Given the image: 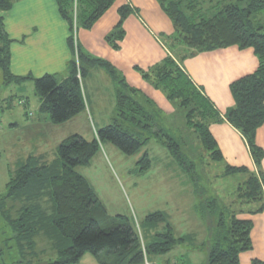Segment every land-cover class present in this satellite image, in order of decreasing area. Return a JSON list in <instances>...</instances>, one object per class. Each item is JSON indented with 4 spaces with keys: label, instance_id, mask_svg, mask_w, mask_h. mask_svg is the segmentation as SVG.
I'll return each mask as SVG.
<instances>
[{
    "label": "trees",
    "instance_id": "trees-1",
    "mask_svg": "<svg viewBox=\"0 0 264 264\" xmlns=\"http://www.w3.org/2000/svg\"><path fill=\"white\" fill-rule=\"evenodd\" d=\"M16 1L18 0H0V13L10 10ZM55 1L61 18L67 22L72 33L68 38V45L75 57L68 62V78L62 83H58L52 75L34 80L36 94L41 100L39 112L49 114L53 124H62L85 112L86 103L80 79L87 75V68H103L118 85L117 112L132 131L123 130L115 122L97 132L98 140L109 141L126 155L135 154L149 141L148 138L140 141L136 137L141 131L150 132V135L153 131L156 138H159L162 131L154 129V123H141L138 116L142 115L147 120L151 118L145 115L146 112L135 103L132 96L124 94V83L118 80L114 67L106 61L82 54L74 38L79 27L91 29L116 0ZM156 1L173 25L174 38L169 41L173 48H179L176 50L179 58L185 60L199 53L237 47L240 50L251 49L258 61L254 73L229 85L233 106L226 110L222 118L178 65V60L168 48L177 61L167 55L153 67L152 72L153 85L156 88L162 87L168 99L178 100L180 106L187 109L186 125L193 128L211 160L223 162L220 150L209 132L210 125L225 122L245 141L257 174L245 167L225 165L221 178H238L240 182L234 191L223 197L219 196V201L213 197L202 200L203 190L198 186L196 167L183 155V171L194 181L193 193L199 199L201 219L209 235L205 264H240V254L251 251L253 245L250 237L251 221L239 219L238 216H254L264 210V180L261 172L264 149L255 141L257 130L264 124V22H261L264 0ZM128 13V7L118 10L120 21L116 28H120ZM119 38H123L122 31L119 32ZM0 40L3 42L0 47L2 85L9 86L13 82L20 83L28 79L10 74L8 41L3 32L1 15ZM114 48H117V43L113 44ZM78 75L80 79L77 78ZM133 92L135 91L131 90ZM12 100V97L0 98V112L4 106L11 108ZM125 107L127 111H124ZM98 148L96 139L88 143L80 137H70L58 146L62 174L53 175L52 171L57 167L55 163L36 165L30 158L14 170L6 185L9 197L24 206L25 201L30 200L28 203H31L32 198L39 195L43 197L46 193L51 205L49 210L52 212L45 216L46 210L37 202L28 208H25L27 205L19 207L21 216L16 218L18 225L15 227L14 221L11 223L17 233V240L23 236L25 240H29L43 226L52 228L56 240L61 244V248L57 246L51 249L58 258L52 264H75L86 254L93 256L99 264H143L145 260L149 261V253L154 256L169 253L176 241L170 230L161 238L158 237V241L150 243L149 247L144 243L143 250L138 244V234L128 224L109 229L102 226L99 218L101 215L98 213L103 209L101 204L87 181L74 173V168L90 164ZM139 163L141 169L149 168L147 153L143 154ZM42 217L47 220H42ZM157 218L162 220L163 217L160 213H155L148 220ZM28 240L26 243H30ZM103 254L114 258L102 261L100 257ZM251 264L264 262L254 259Z\"/></svg>",
    "mask_w": 264,
    "mask_h": 264
},
{
    "label": "rangeland",
    "instance_id": "rangeland-1",
    "mask_svg": "<svg viewBox=\"0 0 264 264\" xmlns=\"http://www.w3.org/2000/svg\"><path fill=\"white\" fill-rule=\"evenodd\" d=\"M234 1L236 0H231V2ZM149 5L152 14L134 5L135 8H130V13L127 14L120 28L115 26L109 29L104 38L112 50L113 44H120L119 32H123L125 61L123 68L118 66L115 69L114 67L115 73L118 80L123 79L124 94L132 96L135 103L146 112H144L145 115L151 118L147 120L142 115L138 116L141 123L149 125L154 123V129L162 131L159 138L154 137L153 131L151 135L150 132L141 131L136 137L140 141L145 138L149 141L133 155H126L109 141L98 140L97 132L115 122L123 130L132 131L120 118L117 109L111 115L113 108L111 90L107 92L105 89L99 88L98 90L97 94L101 98L105 97L103 98L104 105L101 103L99 107L102 110L101 115L96 116L92 113V119L88 115L87 123L82 118H75L67 124L54 126L48 121L44 122L43 113L39 114L35 108L28 109L20 104L22 96L24 99L28 98V101H33L35 97L31 91L24 89V93L20 94L12 88L13 86H3L0 72V98H13L12 107L4 106L0 112V264H52L58 260L51 249L57 246L61 248V244L56 240L52 228L43 226L34 233V237L29 240L27 238L30 243H26L24 236L17 240V233L13 230L14 225H11L12 221L15 227L18 225L16 220L21 214L19 207L27 205L25 208H28L29 205H35V202L46 210L45 216H49L52 212L51 209L49 210L51 205L48 195L44 193L43 197L42 195L36 196L32 198L31 203H28L30 200L25 201L26 205L23 206L18 200L14 202L13 198L9 197L6 185L14 170L25 164L28 158L36 162V165L55 163L57 167L52 171L53 175L62 174L61 161L57 152L58 146L64 139L75 136L88 143L94 139L98 142V151L90 164L86 167L74 168V173L87 181L101 204L103 209L98 213L101 215L99 218L103 227L109 229L128 224L138 234V244L144 250V243L146 247H149L150 240L156 242L158 237L161 238L167 234L165 229L162 232L164 224L167 223L173 229L172 234H174L171 235L175 237L174 246L177 248L173 246L169 252L171 255H159L156 258L149 253L148 263L145 260L143 264H153L152 260L156 261V264H205L209 235L202 222L199 199L193 193L194 181L183 171V155L196 167L198 186L203 190L202 200L213 197L219 201V196L223 197L228 192L234 191L240 180L221 178L226 164L224 161L221 163L211 160L209 153L203 150L193 128L186 125L187 109L181 107L178 100L168 99L162 87L156 88L153 85V67L158 63L154 64L151 59L148 60L142 56L137 59L138 54L133 51L131 45L136 37L133 30L134 25L131 26V19L132 16L138 17V15L152 35L171 50L178 61L172 54H169L170 57L177 61L182 69L187 70L185 62L190 59L183 60L178 57L176 50L179 48H173L169 41L174 38L172 23L170 20H165L167 16L162 10L160 11L157 7L153 10L151 2ZM127 6L129 5L126 4L124 7ZM74 12H76V7H74ZM108 15L105 18L107 22L111 19V14ZM119 21L120 16L118 15L117 23ZM261 22H264V14H262ZM170 24L171 27H169ZM108 28L106 26L94 29L96 32L103 33ZM76 35L77 32L75 39ZM2 44L0 40V47ZM140 48L142 51L147 50V45L141 43ZM76 63L78 65V62ZM200 84L201 90L212 92V86L208 82ZM132 88L135 91L133 93H131ZM109 95L110 99L107 97ZM88 99L90 101L91 96H88ZM124 111H127V107ZM30 112L34 117H28ZM38 119H41V123H38ZM25 120H28L27 123ZM12 123L17 124L16 128L10 126ZM257 142L264 145V127L260 130ZM144 153L148 154L150 165L147 170L141 169L139 163ZM261 171L264 174L263 169ZM253 173L257 174L256 171ZM262 187L264 190V182ZM155 213H162L165 220L157 218L149 221L148 217ZM42 220L47 219L42 217ZM178 237L183 239L181 244L177 243ZM112 258L114 257L103 254L100 260ZM75 264L99 263L93 256L86 254Z\"/></svg>",
    "mask_w": 264,
    "mask_h": 264
},
{
    "label": "crops",
    "instance_id": "crops-1",
    "mask_svg": "<svg viewBox=\"0 0 264 264\" xmlns=\"http://www.w3.org/2000/svg\"><path fill=\"white\" fill-rule=\"evenodd\" d=\"M132 1L116 0L113 6L96 22L95 27L91 30L89 29L90 31L84 29L77 30L76 44L82 54L96 59H103V61L105 60L115 67V69L118 66L123 68L125 61L123 38L120 44L117 43V48H114V50H111L107 42L104 41L109 29L114 28L117 24L118 10L127 4L129 5L127 7L131 9L135 8L134 5H136V7L146 9L150 13L149 4L151 2L153 10L157 7L161 11L156 0ZM108 14H111V19L107 22L105 18L109 16ZM0 15L2 17L3 32L8 41L7 50L9 54L10 74L17 78H28L20 83L13 82L9 87L13 86L12 88H15L20 94L24 93V89L31 91L35 97L33 101H28V98H25V100L22 96L20 104L24 105L25 108L28 107V109L35 108L41 114L39 112L41 100L36 94L34 80L44 75H52L58 83H62L68 78L67 64L75 57L68 45V38L72 33L67 22L61 18L55 0H18L12 5L10 10L1 12ZM165 20L169 21L167 17ZM133 25L136 37L131 42V45L133 51L138 54L137 59H139V56H142L148 60L151 59L154 64H157L170 54L165 44L158 41L150 30L145 27L139 15L138 17L132 16L131 26ZM106 26L109 28L103 33L96 32L94 29ZM169 27H171V24ZM141 43L147 45V50L142 51L140 48ZM185 63L188 71L185 68L183 69L196 87L201 88V82H208L212 86V92L210 93L199 89L203 91L202 93L221 118L226 110L233 106L229 85L245 75L254 73L258 67L257 58L251 49L240 50L237 47L199 53L186 60ZM121 80L123 81V79ZM80 82L85 98L86 111L62 124H53L49 114L48 117L47 113H43L42 116L45 115L42 118L44 122L48 121L54 126H60L69 123L75 118H82L87 123L88 115L91 116V119L93 118L92 113H95L96 116L101 115L102 110L99 107L101 103L104 105L103 98L105 99V97L101 98L97 94L99 88L105 89L106 92L111 90V100L113 102L111 115L115 112L117 109L116 92L118 85H116L117 83L115 84L109 73L103 68L91 67L85 78L80 79ZM132 90L134 89L132 88ZM9 93L11 94V92ZM88 96H91L90 101ZM107 97L110 99V95ZM7 98L1 97V99ZM28 117L32 118L34 115L31 116L30 112ZM25 121L27 123L28 120ZM38 123H41V119H38ZM10 126L16 128L17 124L12 123ZM263 127L264 124L257 130L255 141L264 149V145L257 142L258 135ZM209 132L215 140L226 165L245 167L251 172L256 171L244 139L229 124L225 122L212 124L209 126ZM67 139H64V141ZM261 165L264 172V158ZM161 215L163 214L161 213ZM238 218L251 221L252 229L250 237L253 245L251 251L240 254V264H251V261L254 259L264 262V211L254 216L240 215ZM161 219L165 220L164 218ZM164 225L162 232L165 229L167 232L170 230L172 234V227L167 223ZM173 238L175 237L173 236ZM152 242L154 241L150 240L149 244ZM182 242L183 239L178 237L177 243L181 244ZM168 254L171 255L170 253L165 255ZM154 257L158 256L155 255ZM152 262L156 264V261L152 260Z\"/></svg>",
    "mask_w": 264,
    "mask_h": 264
},
{
    "label": "built area",
    "instance_id": "built-area-1",
    "mask_svg": "<svg viewBox=\"0 0 264 264\" xmlns=\"http://www.w3.org/2000/svg\"><path fill=\"white\" fill-rule=\"evenodd\" d=\"M79 77V76H78Z\"/></svg>",
    "mask_w": 264,
    "mask_h": 264
}]
</instances>
